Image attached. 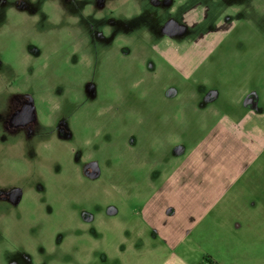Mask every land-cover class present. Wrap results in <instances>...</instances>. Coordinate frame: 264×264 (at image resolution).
Returning <instances> with one entry per match:
<instances>
[{
    "label": "rangeland",
    "instance_id": "1",
    "mask_svg": "<svg viewBox=\"0 0 264 264\" xmlns=\"http://www.w3.org/2000/svg\"><path fill=\"white\" fill-rule=\"evenodd\" d=\"M210 255L264 264V0H0V264Z\"/></svg>",
    "mask_w": 264,
    "mask_h": 264
},
{
    "label": "crops",
    "instance_id": "2",
    "mask_svg": "<svg viewBox=\"0 0 264 264\" xmlns=\"http://www.w3.org/2000/svg\"><path fill=\"white\" fill-rule=\"evenodd\" d=\"M250 95L249 93L244 96V99ZM254 103L255 99H254ZM248 105V104H247ZM255 162L248 163L250 166H248V169L253 165ZM236 165V163L234 164ZM244 167V166H243ZM212 167L209 165H192V163H183L181 169L179 170V176L177 178V182L179 183V187H183L184 189L189 190L190 197L194 198L193 200H208L213 199L215 197L213 192L209 191L213 188V180H214V172L211 169ZM176 180V179H173ZM191 186H190V185ZM207 184V185H204ZM242 189H244V186H242ZM192 190V191H191ZM225 193V192H224ZM241 194V195H240ZM222 195V194H221ZM219 195L218 198L221 196ZM239 196L243 197H254L256 200L261 199L260 195H256L255 193L248 192H239L237 194H232L231 198L236 199ZM174 208H172L173 210ZM251 211L250 209H248ZM255 211V209H254ZM203 211H201L202 213ZM246 212V211H245ZM210 257L212 261H215L218 264H223L219 259H215L213 256H207Z\"/></svg>",
    "mask_w": 264,
    "mask_h": 264
},
{
    "label": "flooded vegetation",
    "instance_id": "3",
    "mask_svg": "<svg viewBox=\"0 0 264 264\" xmlns=\"http://www.w3.org/2000/svg\"><path fill=\"white\" fill-rule=\"evenodd\" d=\"M167 29H168V27H167ZM169 30V29H168ZM170 32H173V31H171V30H169ZM245 102H246V104H248V105H251V104H255L254 103V96H253V94H250V95H248L246 98H245ZM90 164V163H89Z\"/></svg>",
    "mask_w": 264,
    "mask_h": 264
},
{
    "label": "trees",
    "instance_id": "4",
    "mask_svg": "<svg viewBox=\"0 0 264 264\" xmlns=\"http://www.w3.org/2000/svg\"><path fill=\"white\" fill-rule=\"evenodd\" d=\"M198 264H218V263H216L215 261H212L210 259V257H205L204 261L203 262H200Z\"/></svg>",
    "mask_w": 264,
    "mask_h": 264
}]
</instances>
